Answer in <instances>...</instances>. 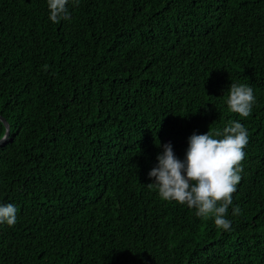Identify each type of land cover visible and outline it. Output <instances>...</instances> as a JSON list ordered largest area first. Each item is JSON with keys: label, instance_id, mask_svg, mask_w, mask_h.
<instances>
[{"label": "trees", "instance_id": "16d2710c", "mask_svg": "<svg viewBox=\"0 0 264 264\" xmlns=\"http://www.w3.org/2000/svg\"><path fill=\"white\" fill-rule=\"evenodd\" d=\"M0 0V264H264V0ZM253 87L252 112L226 100ZM248 129L229 230L165 201L161 144ZM7 127L0 119V139ZM240 211L233 215V208Z\"/></svg>", "mask_w": 264, "mask_h": 264}, {"label": "clouds", "instance_id": "9594fccd", "mask_svg": "<svg viewBox=\"0 0 264 264\" xmlns=\"http://www.w3.org/2000/svg\"><path fill=\"white\" fill-rule=\"evenodd\" d=\"M75 6L78 0H47L48 18L53 23L70 20L68 5ZM253 87L232 82L228 89L227 106L233 113L248 117L255 104ZM249 142L248 129L239 120H230L222 132H193L188 137V147L183 159L174 152L171 142L157 144L162 151L157 155V164L150 169L159 196L165 201L187 204L201 218L212 217L214 223L229 230L227 218L232 205V193L242 179L245 146ZM239 207L233 208L236 215ZM18 209L13 203L0 202V225L13 226L17 222Z\"/></svg>", "mask_w": 264, "mask_h": 264}, {"label": "water", "instance_id": "95a60500", "mask_svg": "<svg viewBox=\"0 0 264 264\" xmlns=\"http://www.w3.org/2000/svg\"><path fill=\"white\" fill-rule=\"evenodd\" d=\"M0 119L4 122V124L7 127L6 134L0 139V145H1V144L6 143L8 141V138L10 136V125H9V122L7 121V119L5 117H3L1 114H0Z\"/></svg>", "mask_w": 264, "mask_h": 264}]
</instances>
